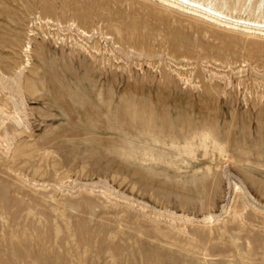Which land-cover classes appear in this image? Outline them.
Here are the masks:
<instances>
[{
	"label": "rangeland",
	"instance_id": "374dc122",
	"mask_svg": "<svg viewBox=\"0 0 264 264\" xmlns=\"http://www.w3.org/2000/svg\"><path fill=\"white\" fill-rule=\"evenodd\" d=\"M192 1L264 23V0ZM0 264H264V35L0 0Z\"/></svg>",
	"mask_w": 264,
	"mask_h": 264
},
{
	"label": "bare ground",
	"instance_id": "6f19581e",
	"mask_svg": "<svg viewBox=\"0 0 264 264\" xmlns=\"http://www.w3.org/2000/svg\"><path fill=\"white\" fill-rule=\"evenodd\" d=\"M163 5L177 8L185 13L195 15L223 27L240 29L247 33L264 35V23L234 18L192 0H160ZM210 220V219H209Z\"/></svg>",
	"mask_w": 264,
	"mask_h": 264
}]
</instances>
